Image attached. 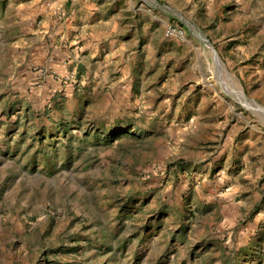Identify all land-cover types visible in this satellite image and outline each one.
<instances>
[{
  "label": "rangeland",
  "instance_id": "obj_1",
  "mask_svg": "<svg viewBox=\"0 0 264 264\" xmlns=\"http://www.w3.org/2000/svg\"><path fill=\"white\" fill-rule=\"evenodd\" d=\"M0 264H264V0H0Z\"/></svg>",
  "mask_w": 264,
  "mask_h": 264
},
{
  "label": "built area",
  "instance_id": "obj_2",
  "mask_svg": "<svg viewBox=\"0 0 264 264\" xmlns=\"http://www.w3.org/2000/svg\"><path fill=\"white\" fill-rule=\"evenodd\" d=\"M165 33L168 37H177V38L183 37L182 30L174 26H167L165 29Z\"/></svg>",
  "mask_w": 264,
  "mask_h": 264
},
{
  "label": "crops",
  "instance_id": "obj_3",
  "mask_svg": "<svg viewBox=\"0 0 264 264\" xmlns=\"http://www.w3.org/2000/svg\"><path fill=\"white\" fill-rule=\"evenodd\" d=\"M74 18H75V14H74V12H73V15L69 18V20H70V25H72L71 23L74 21ZM73 44H75L74 42H73ZM110 55H106V57L108 58ZM112 58V61L114 60L113 59V57H111Z\"/></svg>",
  "mask_w": 264,
  "mask_h": 264
},
{
  "label": "water",
  "instance_id": "obj_4",
  "mask_svg": "<svg viewBox=\"0 0 264 264\" xmlns=\"http://www.w3.org/2000/svg\"><path fill=\"white\" fill-rule=\"evenodd\" d=\"M214 61L216 62V63H218L219 61H218V58L215 56V58H214Z\"/></svg>",
  "mask_w": 264,
  "mask_h": 264
}]
</instances>
